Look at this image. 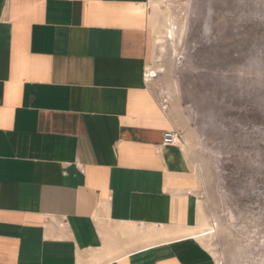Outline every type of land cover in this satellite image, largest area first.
I'll list each match as a JSON object with an SVG mask.
<instances>
[{
    "label": "crops",
    "instance_id": "obj_1",
    "mask_svg": "<svg viewBox=\"0 0 264 264\" xmlns=\"http://www.w3.org/2000/svg\"><path fill=\"white\" fill-rule=\"evenodd\" d=\"M151 1L0 0V264H216Z\"/></svg>",
    "mask_w": 264,
    "mask_h": 264
},
{
    "label": "rangeland",
    "instance_id": "obj_2",
    "mask_svg": "<svg viewBox=\"0 0 264 264\" xmlns=\"http://www.w3.org/2000/svg\"><path fill=\"white\" fill-rule=\"evenodd\" d=\"M148 7L153 90L172 106L200 197L196 239L216 264H264V0Z\"/></svg>",
    "mask_w": 264,
    "mask_h": 264
},
{
    "label": "built area",
    "instance_id": "obj_3",
    "mask_svg": "<svg viewBox=\"0 0 264 264\" xmlns=\"http://www.w3.org/2000/svg\"><path fill=\"white\" fill-rule=\"evenodd\" d=\"M146 77H147V73L145 72L144 78H146ZM146 80H147V78H146ZM160 101H161V107L163 109L168 107L169 103H168L166 96L161 97ZM181 140H182V135L179 131L171 129V130H166L163 132V137H162V143L163 144L177 145V144L181 143Z\"/></svg>",
    "mask_w": 264,
    "mask_h": 264
},
{
    "label": "bare ground",
    "instance_id": "obj_4",
    "mask_svg": "<svg viewBox=\"0 0 264 264\" xmlns=\"http://www.w3.org/2000/svg\"><path fill=\"white\" fill-rule=\"evenodd\" d=\"M156 2V1H155ZM153 15V14H152ZM164 16V18L166 17V15L164 14L163 15ZM151 19V18H150ZM153 19V18H152ZM154 20V19H153ZM169 33L171 34L172 32H171V29H169ZM146 73H147V81H149V80H151V79H153V78H155L156 77V73H155V70H152V68H148L147 69V71H146ZM183 211V210H182ZM203 225H204V219H202V220H200L199 222H196V224L194 225L193 224V226H188V227H185V228H181V229H179L178 231L180 232V233H182V234H189V235H192V236H194L195 238H197L198 240H200V236H202V235H200V234H198L197 232H196V230L197 229H200L201 227H203Z\"/></svg>",
    "mask_w": 264,
    "mask_h": 264
}]
</instances>
